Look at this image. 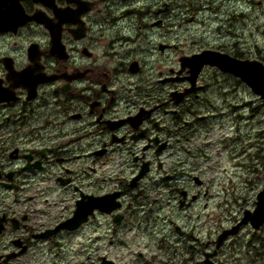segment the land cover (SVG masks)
Masks as SVG:
<instances>
[{
    "label": "flooded vegetation",
    "instance_id": "1",
    "mask_svg": "<svg viewBox=\"0 0 264 264\" xmlns=\"http://www.w3.org/2000/svg\"><path fill=\"white\" fill-rule=\"evenodd\" d=\"M224 1L0 0V264H204L242 213L206 239L168 218L182 258L162 250L166 236L159 253L130 245L157 242L145 217L208 195L188 165L210 160L213 111L250 105L240 88L264 106L203 62L253 60L236 25L246 11L226 14ZM244 230L264 225L229 235L214 264L230 263Z\"/></svg>",
    "mask_w": 264,
    "mask_h": 264
},
{
    "label": "rangeland",
    "instance_id": "2",
    "mask_svg": "<svg viewBox=\"0 0 264 264\" xmlns=\"http://www.w3.org/2000/svg\"><path fill=\"white\" fill-rule=\"evenodd\" d=\"M246 1L247 3L243 5L242 0H225L223 12L232 13L235 2L236 10L245 9V19L236 22L240 28L238 32L241 34L243 50L249 51L253 59L264 63V0ZM218 80L222 81L224 89L228 91L231 80H222L221 77ZM213 89L216 87L213 86ZM242 91L244 90L240 88L236 98L239 102L252 100L250 105L237 110L222 108L220 115L216 113L218 108L213 111L216 116V120H210L213 126V140L207 149L211 154L210 160L202 162L196 159L194 165L189 161L188 171L202 175L208 187V195L202 197L186 212L179 211L173 202L171 212L154 214L150 221L145 217L143 225L155 223L158 240L156 243L130 245L131 252L159 253L163 250L166 253L171 251L173 256L175 255L174 259L182 258L185 252H188V248L183 241L177 239L173 229L167 226L168 218L171 217L182 229H191L196 225L194 231L206 239L213 237L222 227L228 226L243 210L254 207L256 193L264 184V140L256 138L255 135L256 129L264 128V106L253 98L250 99L247 89L244 93ZM225 98L227 101L232 100L230 94ZM220 104L222 99L217 98L215 107H219ZM234 138L236 144H229ZM224 143L226 148L221 145ZM206 168L210 169L205 172ZM188 215H192L191 220L188 219ZM165 217L164 224L161 218ZM164 236L170 239L171 249L167 242L163 243L164 248L160 250L159 238ZM263 239L264 231L254 237L250 231L244 230L241 234V249L229 256V264H264V256L256 255L264 251Z\"/></svg>",
    "mask_w": 264,
    "mask_h": 264
},
{
    "label": "water",
    "instance_id": "3",
    "mask_svg": "<svg viewBox=\"0 0 264 264\" xmlns=\"http://www.w3.org/2000/svg\"><path fill=\"white\" fill-rule=\"evenodd\" d=\"M211 64L218 65L222 71L233 73L242 78L247 83L252 91L264 99V64L260 61H241L229 58L226 55L211 56L208 60ZM255 208L252 211H244L241 221L234 225L231 229L222 231L217 239L214 241L215 250L212 253H206L204 264H214L210 257L216 255V249L220 246L222 241L229 235L234 234L241 224L249 223L254 229H258L264 223V187L257 193L255 200ZM178 230V227H177ZM112 264L111 262H108Z\"/></svg>",
    "mask_w": 264,
    "mask_h": 264
},
{
    "label": "trees",
    "instance_id": "4",
    "mask_svg": "<svg viewBox=\"0 0 264 264\" xmlns=\"http://www.w3.org/2000/svg\"><path fill=\"white\" fill-rule=\"evenodd\" d=\"M263 241H264V239H263ZM264 245V244H263ZM263 248H264V246H263ZM259 254V256H264V251L263 252H259V253H257L256 255H258Z\"/></svg>",
    "mask_w": 264,
    "mask_h": 264
},
{
    "label": "bare ground",
    "instance_id": "5",
    "mask_svg": "<svg viewBox=\"0 0 264 264\" xmlns=\"http://www.w3.org/2000/svg\"><path fill=\"white\" fill-rule=\"evenodd\" d=\"M236 153V152H235Z\"/></svg>",
    "mask_w": 264,
    "mask_h": 264
}]
</instances>
